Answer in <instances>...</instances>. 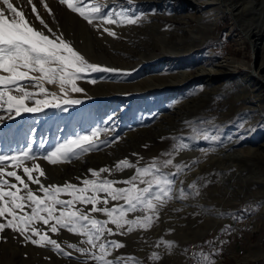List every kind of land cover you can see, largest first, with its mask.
Returning <instances> with one entry per match:
<instances>
[{
  "label": "rangeland",
  "instance_id": "rangeland-1",
  "mask_svg": "<svg viewBox=\"0 0 264 264\" xmlns=\"http://www.w3.org/2000/svg\"><path fill=\"white\" fill-rule=\"evenodd\" d=\"M51 1H40L37 13H42L39 17L45 15L46 21L55 23L54 13L46 12L54 5ZM235 1L241 6L243 0ZM255 1L260 2L259 7L264 4V0ZM52 2L65 10L64 15L68 13L77 17L73 27L77 31L82 17L66 4H61L60 0ZM88 2L105 5L102 9L105 12L123 11L125 15L142 18L136 27L135 24H124L120 29L118 24L101 25L94 20L89 35L83 33L80 37L76 32L62 33L63 38L90 63L118 68L128 74H88L77 82L84 91L69 93L70 98L81 99V103L76 105L49 107L20 116L12 113L11 118L7 112L0 111V117L6 121L0 123V155L12 156L31 147L32 154L38 157L35 162L46 174L41 180L45 185L79 183L77 177L91 178L89 169H113L122 159H128L139 167H146L154 159L158 162L173 159L174 164L187 165L174 177L173 198L159 209L158 218L149 229H136L121 235L109 224L115 234H106V239L119 241L125 247L112 250L108 259L123 257L127 264H196V260L203 264L201 253L203 256L209 254L198 250L201 238L205 245H213L215 230L224 231L235 214L244 212L248 213L250 225L256 226L257 230L237 237L240 248H236V237L231 239L232 243L223 247L218 264H263L260 254L264 250V87L254 79L249 84L251 91L243 99L240 97L241 79L249 69L236 61H244L248 65L255 59L254 47L247 41L243 43L239 37L242 34L240 23L228 13L218 14L220 5L217 1L211 4L207 0ZM227 2L234 4L231 0L224 4ZM45 4L48 6L46 10L43 9ZM261 10L264 11V5ZM30 11L33 13L32 9ZM31 13L26 16L31 17ZM146 14L148 17H144ZM242 14L248 16V13ZM215 15L220 17L214 21ZM204 25H210L209 29L203 28ZM103 27L115 30L117 35H108L103 32ZM64 28L65 25L60 30ZM260 38L264 41V35L258 34L255 43ZM90 42L92 47L89 48ZM164 47L172 56L154 59ZM188 47L192 50L184 52ZM96 48H99L96 53L91 51ZM90 51L96 58L89 54ZM225 59L232 61L230 69L233 71L222 70L212 75L214 78L204 71L215 68ZM181 70L189 73L190 79L181 82V76L174 77ZM149 77L163 79L139 83ZM164 77H167L165 82ZM100 83L104 84L103 87ZM46 87L59 94L58 86ZM96 129L101 130L96 138L98 146L90 152L57 165L43 159L58 144L77 136L90 135ZM254 137H257L255 140L260 139L255 146L262 147L254 164L246 161L242 154L231 152V149H244L251 145L247 142L252 143ZM181 144L189 147L177 151ZM168 153L171 155H166ZM239 158L243 161L239 165L234 164L233 159ZM25 163L29 167L32 165V161ZM5 164L6 170H16L24 175L22 169L13 168L11 161ZM162 171L165 174L176 173L171 166ZM134 173L135 169H125L102 173L101 176L121 181ZM38 175L34 172V176ZM30 187L36 190L38 186L31 184ZM181 189L185 194L183 198L180 197ZM62 198L68 197L62 195ZM142 214L130 213L129 219ZM95 215L98 219H106L102 213ZM0 222L4 221L0 219ZM48 235L71 255L57 253L51 246L26 244L21 235L5 229L0 233V237L6 238V242L0 239V264H96L84 254L67 247V244L88 247L83 243L85 237L65 229H60L57 234L49 231ZM227 238H223V244ZM164 241L173 242L171 248ZM153 252L160 256L159 260L152 259ZM189 253L192 260L188 258Z\"/></svg>",
  "mask_w": 264,
  "mask_h": 264
},
{
  "label": "snow or ice",
  "instance_id": "snow-or-ice-1",
  "mask_svg": "<svg viewBox=\"0 0 264 264\" xmlns=\"http://www.w3.org/2000/svg\"><path fill=\"white\" fill-rule=\"evenodd\" d=\"M60 3L66 4L89 24H93L94 20L101 25L137 24L142 19L140 16L125 15L123 11H102L105 5L89 3L88 0H60ZM0 5V111L7 112L9 118L13 112L20 116L22 113L41 112L49 107L81 103L79 99L70 98L69 93L83 92L84 89L77 82L90 73L128 74L118 68L90 63L71 42L63 38L62 33L57 34L48 28L43 19H39V23L47 29L48 34L33 27L13 0H0ZM44 7L47 8V4ZM48 11L51 12V9ZM32 12L37 13L35 5H32ZM103 32L113 37L117 35L108 27H103ZM91 82L96 83L95 80ZM46 85L58 86L59 94L50 91ZM28 102H31V106ZM2 122L3 117H0ZM100 131L96 129L90 135L66 140L48 151L43 159L57 165L70 162L74 157L79 158L98 146L96 138ZM188 147L181 144L176 150ZM166 155L170 156L171 153ZM37 159L31 147L12 156L0 155V219L4 221L0 222V233L10 229L21 235L26 244L51 246L57 253L70 256V252L48 235L49 231L57 234L60 229H65L85 237L83 243L88 245L79 247L77 244H67V247L84 254L96 264H127L123 257L108 259L112 250L125 247L119 241L106 239V234H115L108 225H113L121 235L136 229L151 228L158 218L159 209L173 198L174 177L187 167L174 164L173 159L162 162L154 159L146 167L122 159L113 169H89L91 178L77 177L79 183L45 185L40 177L46 174L41 165L35 162ZM7 161L12 162L14 169H22L24 175L16 170H6ZM25 161H32V165L29 167ZM169 166L174 167L176 173L165 174L162 171ZM125 169H135V173L121 181L101 176L102 173ZM34 172L39 175L34 176ZM31 184L38 186L37 189L33 190ZM117 184L124 186L118 187ZM62 195L68 198H62ZM184 195L181 189L180 197ZM110 203L112 206H109ZM137 212L143 214L129 219L130 213ZM97 213H102L106 219L96 218ZM0 239L6 242L5 237ZM163 243L171 248L173 242ZM152 259L159 260L160 256L153 252ZM204 261L205 264H214L208 257H204Z\"/></svg>",
  "mask_w": 264,
  "mask_h": 264
},
{
  "label": "bare ground",
  "instance_id": "bare-ground-1",
  "mask_svg": "<svg viewBox=\"0 0 264 264\" xmlns=\"http://www.w3.org/2000/svg\"><path fill=\"white\" fill-rule=\"evenodd\" d=\"M40 1H43V0H13V3L18 7V8H20V9H22L23 10V12H24V14H25V17H26V19L29 21V23L33 26V27H35V28H37L38 30H43V31H45V33L46 34H48L47 33V29H45L40 23H39V19H43L44 21H45V23L47 24V26H48V28H51L52 29V31L53 32H55V33H65V32H71V33H74V32H76L78 35H80V37H81V34H83V33H85V34H87V35H89V34H91L92 33V26H93V24H94V22H93V24H89L86 20H84L83 18L82 19H80L81 20V23H80V27H79V29L77 30V31H75V29H73V27L75 26V20H74V18H77L76 16H72V15H70V14H68L67 12V15H64L63 14V12L65 11L58 3H54V2H52V1H54V0H52L51 1V3H53L54 5H53V7H51L50 9H51V12L50 13H54V16H55V18L56 19H54V21H55V23H52L50 20L49 21H46V19H45V15L44 16H42V17H39V18H37V14H35V13H31V11H30V9H32V5H35V7H36V10H37V12L38 11H40L39 9H40V7H41V5H40ZM212 1H217V2H219V7H218V14H220V13H228L229 15H232L233 17H235V20L238 22V23H240L239 24V26H240V29H241V31H242V34L240 35L239 34V37H240V39L241 40H243V43H245L246 41L248 42V43H250L251 45H252V47H254L253 49H254V60H252V63H249L248 65H247V63H245L244 61H242V62H239V61H236V63H238L239 65H242V66H246V68L248 67V69H249V71H248V73H244L245 74V76L244 77H242V79H241V86L243 87L242 88V90L240 91L241 92V95H240V97L243 99V97L244 96H246V93H249L250 91H251V88H250V86H249V84L252 82V80H257L258 81V83L262 86V87H264V41L262 40L263 38H260V40H258L256 43H255V38L257 37V35L258 34H260V35H264V11H262L261 10V7L264 5H261L260 7H259V3L257 2V1H255V0H243V1H241L240 3H241V6H242V8H239V7H241V6H239V5H237V3H234V2H236L235 0H234V2L231 0V3L233 2L234 4H229L228 2L227 3H225L224 4V2L226 1H224V0H207V2H212ZM174 2H176V1H174ZM223 3V4H222ZM263 3V2H262ZM211 4V3H210ZM218 5V4H217ZM0 6H2V5H0ZM50 6V5H49ZM198 8V7H197ZM196 8V9H197ZM44 10H46L47 8H43ZM195 9V10H196ZM243 9V11L245 12V13H248V16L250 17V18H248V16H246L247 14H245V15H243L242 13H244V12H242L241 13V10ZM42 10V9H41ZM198 10H199V8H198ZM44 12V11H43ZM46 12H49L48 10L46 11ZM28 13H31L30 15H31V17H28V16H26V14H28ZM241 13V14H240ZM41 14L42 13H40V15L39 16H41ZM241 16H239V15ZM48 15V14H47ZM147 15V14H146ZM53 16V17H54ZM216 17L214 18V21L215 20H217L218 19V17H220V15L218 16V15H215ZM144 17H148V15L147 16H144ZM150 18H152V17H150ZM217 18V19H216ZM154 19V18H153ZM150 20V19H149ZM157 20V19H156ZM145 23V22H144ZM153 23H155V22H153ZM207 24H209V23H207ZM212 24V22H210V25ZM53 25V26H52ZM65 25V27L66 28H64L63 30H60V27L61 26H64ZM134 25V24H133ZM210 25H204V27L203 28H207V29H209V26ZM213 25V24H212ZM120 26L121 25H119L118 24V27L120 28ZM136 26H138L137 24H135V27ZM145 26V25H144ZM149 26V25H148ZM153 26V25H152ZM118 27H116V28H118ZM140 27V26H139ZM150 27V26H149ZM154 27V26H153ZM63 28V27H62ZM99 28V27H98ZM138 28V27H137ZM205 28V29H206ZM121 29V28H120ZM96 30V29H95ZM94 30V31H95ZM115 31V30H114ZM209 32V31H208ZM70 33V34H71ZM97 33V32H96ZM207 33V32H206ZM159 34V33H158ZM161 34V33H160ZM183 35V34H182ZM186 35V34H185ZM159 36V35H158ZM166 36V35H165ZM120 37V36H119ZM164 39V38H163ZM117 40H119V38L117 37ZM89 41V40H88ZM136 42V41H135ZM159 42H161V41H159ZM183 42V41H182ZM92 42H90V43H88V45L87 46H89V48L90 47H92V44H91ZM127 43H129V41H127ZM162 43V42H161ZM166 45V44H165ZM132 46H134L133 44H132ZM195 46V45H194ZM150 47V46H149ZM161 47H163V45H161ZM186 48V47H185ZM185 48L183 49V50H185ZM190 48H191V50H192V47H188L187 48V50H185L184 52H187V51H189L190 50ZM109 49H110V47H109ZM129 50V49H128ZM131 50V49H130ZM134 50V49H133ZM163 52L162 53H160V54H157L155 57H153L154 59L155 58H163V57H171L172 55H169V53L166 51L167 49L164 47L163 49ZM91 51H93L94 53H96L97 51H99V48H96L95 50L94 49H92ZM91 51L89 52V54H93V53H91ZM118 51V50H117ZM261 52V54H257L258 52ZM190 52V51H189ZM118 54V53H117ZM156 54V53H155ZM94 55V54H93ZM119 55V54H118ZM130 55V54H129ZM263 55V56H262ZM152 56V55H151ZM94 57L96 58V56L94 55ZM106 57V56H105ZM261 57V58H260ZM115 58H116V54H115ZM134 58V57H133ZM100 60H103V57L100 59ZM131 62H133V60L131 61ZM232 63V61H228V60H222V61H220L219 63H217V65H216V67L215 68H210V70L208 69V70H204L205 72H208V74L210 75V77L211 78H214V77H212V75H214V74H217V73H219L220 71H222V70H226V71H231L232 69H230L231 68V64ZM233 71V70H232ZM171 72V71H170ZM202 72V71H201ZM244 72V71H243ZM174 73V72H173ZM176 73V72H175ZM221 73V72H220ZM178 76H181L180 78H181V82H184V81H187L188 79H190V74L189 73H187L186 71H180V72H178L177 74H175L174 75V77H178ZM173 76H171L170 78H172ZM156 78H162L163 79V77H156ZM156 78H153V77H149L147 80H143V81H140L139 83L140 84H144V83H147V82H150V83H152ZM165 78V80H164V82L166 81V78L167 77H164ZM173 79V78H172ZM153 80V81H152ZM138 83V82H137ZM175 83V82H174ZM186 83V82H185ZM162 84V83H161ZM164 84V83H163ZM101 87H103L102 85H104V84H102V83H100L99 84ZM147 87H149V85H147ZM58 88V87H57ZM94 90V89H93ZM254 90V89H253ZM106 92V91H105ZM97 93V92H96ZM95 93V94H96ZM252 93H253V91H252ZM89 98V97H88ZM76 99H78V98H76ZM87 99V98H86ZM79 100H81V99H79ZM88 100V99H87ZM29 103V106H31V102H28ZM92 104V103H91ZM63 108V107H62ZM14 113V112H13ZM2 123H6V121L4 122H2ZM250 137V136H249ZM252 138V137H251ZM257 137H254V139H251V141H252V143H249V142H247V144H251V145H248L246 148H244V149H240V148H238V149H231V152L232 153H234V155L235 154H237V153H239V154H242L243 156H245L246 157V161H248V162H250L251 164H254V162L255 161H257L256 159L258 158V154L261 152V151H259L262 147H264V144H263V146L261 147V146H255V143H257V141H259L260 139H258V140H255ZM248 139H250V138H248ZM238 140H240L239 138H238ZM238 140H234V141H238ZM234 145V144H233ZM256 151H259L257 154H256ZM238 154V155H239ZM256 154V156L254 157V155ZM230 155H232V154H230ZM237 156V155H236ZM235 156V157H236ZM235 157H233V158H235ZM233 163L234 164H236V165H239L243 160H240V158L239 159H233ZM62 169H63V167H61ZM65 168V167H64ZM73 169V168H72ZM70 171V170H69ZM76 173V172H75ZM67 174V173H66ZM62 176V175H61ZM80 176H82V175H80ZM89 177V176H88ZM41 180H42V177H41ZM45 181H46V179H45ZM44 182V181H43ZM52 183V182H51ZM264 183V182H263ZM49 184V183H48ZM263 186H264V184H263ZM213 228H215V226L213 225ZM238 232V231H237ZM235 233H236V231H235ZM223 237H225V236H223ZM222 244H223V242H222ZM240 244V243H239ZM204 245H205V243H204ZM236 248H240V247H236ZM192 253V255H193V253H194V251L193 252H191ZM221 254V252L218 254V256ZM218 256H216V257H218ZM263 260H264V253H263ZM188 258L190 259V260H192L191 259V257H190V253L188 254ZM216 259V258H215ZM264 263V262H263Z\"/></svg>",
  "mask_w": 264,
  "mask_h": 264
},
{
  "label": "crops",
  "instance_id": "crops-1",
  "mask_svg": "<svg viewBox=\"0 0 264 264\" xmlns=\"http://www.w3.org/2000/svg\"><path fill=\"white\" fill-rule=\"evenodd\" d=\"M230 222L237 223V227H238L237 237H240V238H241V236L248 235L249 233L253 234L257 230L256 226L250 225V219L248 218V213L243 212V213H240L238 215L235 214L233 216V219ZM224 231H226V235L223 238H227L228 236L229 237L227 238V241H225V243L223 244V247L227 246V244H229V243H232L231 239H234V237H236L235 228L233 225H228V227L225 228ZM248 231H250V232L248 233ZM263 252H264V250H263ZM263 252L260 254L262 263H263V257H262ZM222 255H223V250L221 251V254L218 257H215L216 259H213L214 264H218V262L221 260ZM207 256H209V255L202 256L203 264H205L204 257H207Z\"/></svg>",
  "mask_w": 264,
  "mask_h": 264
},
{
  "label": "built area",
  "instance_id": "built-area-1",
  "mask_svg": "<svg viewBox=\"0 0 264 264\" xmlns=\"http://www.w3.org/2000/svg\"><path fill=\"white\" fill-rule=\"evenodd\" d=\"M227 225H233L236 231V247H240V244L237 240V231H238V227H237V223L235 222H228ZM226 235V231H219V230H215V234H214V242L212 243L213 245H204V241L201 238V240L198 242V250H202V251H208V254L210 256L211 259H215L216 256H218V254L223 250V244H222V240H223V236ZM196 264H201L200 260H196Z\"/></svg>",
  "mask_w": 264,
  "mask_h": 264
},
{
  "label": "water",
  "instance_id": "water-1",
  "mask_svg": "<svg viewBox=\"0 0 264 264\" xmlns=\"http://www.w3.org/2000/svg\"><path fill=\"white\" fill-rule=\"evenodd\" d=\"M264 184V183H263ZM264 187V186H263ZM231 215V214H230Z\"/></svg>",
  "mask_w": 264,
  "mask_h": 264
}]
</instances>
